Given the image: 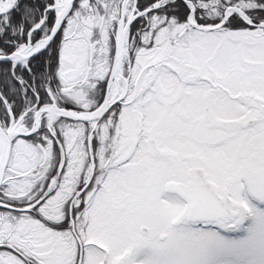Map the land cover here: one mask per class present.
Returning <instances> with one entry per match:
<instances>
[{
    "label": "snow or ice",
    "instance_id": "obj_1",
    "mask_svg": "<svg viewBox=\"0 0 264 264\" xmlns=\"http://www.w3.org/2000/svg\"><path fill=\"white\" fill-rule=\"evenodd\" d=\"M0 264H264V0H0Z\"/></svg>",
    "mask_w": 264,
    "mask_h": 264
}]
</instances>
